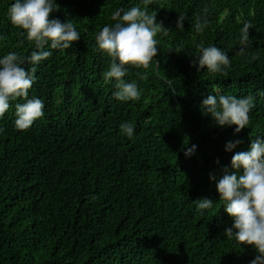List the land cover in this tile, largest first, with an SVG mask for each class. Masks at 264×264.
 <instances>
[{"label": "trees", "instance_id": "obj_1", "mask_svg": "<svg viewBox=\"0 0 264 264\" xmlns=\"http://www.w3.org/2000/svg\"><path fill=\"white\" fill-rule=\"evenodd\" d=\"M12 2L0 0V56L26 57L34 45L10 22ZM57 2L51 15L70 19L81 36L37 66L29 96L42 99L44 115L17 130L18 97L0 117V264H249L256 250L226 238L232 218L209 172L230 167L235 152L264 136V0ZM134 5L169 30L156 34L148 68L128 66L125 78L137 82L140 99L118 102L102 76L111 58L97 49L95 34L114 23L117 8ZM180 13L183 30L176 28ZM197 14L208 20L200 33ZM245 21L249 44L239 53ZM209 45L228 53L226 73L197 72L191 64ZM214 88L254 97L239 133L202 114L200 103ZM124 121L135 125L131 138L119 129ZM236 139L241 143L225 150ZM185 144L197 145L190 157ZM201 197L214 202L203 215L195 207Z\"/></svg>", "mask_w": 264, "mask_h": 264}, {"label": "clouds", "instance_id": "obj_2", "mask_svg": "<svg viewBox=\"0 0 264 264\" xmlns=\"http://www.w3.org/2000/svg\"><path fill=\"white\" fill-rule=\"evenodd\" d=\"M150 2L143 0L145 5ZM59 8L57 0H13L8 7L10 22L23 29L22 35L34 45L26 57L15 51L0 56V117L9 109L10 101L23 98L22 103L15 104L14 127L17 130L30 127L44 115L42 99L29 96V89L37 79V66L52 54V49L67 50L80 39L81 32L70 19L61 20L51 15ZM111 20L114 23L105 24L95 34L97 49L111 58L102 76L105 82L112 83L111 97L118 102L139 100L141 90L137 82L125 78L128 66L148 68L158 52L156 34L160 31L166 34L169 29L157 21L155 13L135 5L126 10L117 8L111 13ZM184 20L185 16L180 13L176 20L177 29H184ZM207 24L206 15L197 14L195 31L203 32ZM249 28L250 23L245 21L239 29V53H243L249 44ZM181 49L182 46L177 51ZM25 62L31 67L26 69ZM191 64L197 72L226 73L231 61L227 52L209 45L199 47ZM165 83L170 92L176 91L172 80L166 78ZM253 107L252 95H225L216 88L200 103L202 114L210 115L217 125H235L234 133L248 125V113ZM119 129L131 138L135 125L124 121ZM240 143V139L229 140L225 143V150L231 151ZM196 149V144H185L181 150L190 157ZM215 162L219 165L218 157ZM209 178L215 183L225 212L232 218L231 226L224 229L226 238L252 245L257 254L249 264H264V136L251 139L247 150L232 155L230 167L225 165L219 171H210ZM213 205V200L201 197L196 199L195 207L203 215V210Z\"/></svg>", "mask_w": 264, "mask_h": 264}]
</instances>
